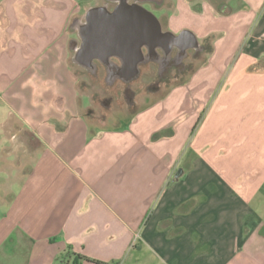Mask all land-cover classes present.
<instances>
[{
  "label": "crops",
  "instance_id": "obj_1",
  "mask_svg": "<svg viewBox=\"0 0 264 264\" xmlns=\"http://www.w3.org/2000/svg\"><path fill=\"white\" fill-rule=\"evenodd\" d=\"M40 1L0 0V264H264V0H176L211 53L182 108L112 127L36 44Z\"/></svg>",
  "mask_w": 264,
  "mask_h": 264
},
{
  "label": "rangeland",
  "instance_id": "obj_2",
  "mask_svg": "<svg viewBox=\"0 0 264 264\" xmlns=\"http://www.w3.org/2000/svg\"><path fill=\"white\" fill-rule=\"evenodd\" d=\"M42 1L38 4L41 14L38 20L40 22H38V27H34L36 28L34 33L37 35L35 42L40 45V48L49 46L46 58L51 61L50 58L52 54H54L55 57L52 59V65H56L59 68L64 80L69 73L75 74L77 78V88L82 102L81 105L82 107L88 105L87 111L82 110L80 114L89 111L96 116L95 120H97V117H99L100 120L101 116H107L106 124L112 127L115 123V118L119 116L120 113L123 114L126 112V101L132 100L133 103L135 101L143 103L146 102L147 99L166 97V94L171 88L183 84L182 81L184 78L179 82L172 81L169 85H162L159 92L154 91L152 88L147 89L146 85L156 78L154 68L150 67L148 70H141L137 79L127 86H124L123 83L118 80L110 86L107 85L104 81L106 74L102 68L98 67L96 74H92L86 69L73 64L71 61L73 51L70 49L72 46L71 41L75 40L76 43L79 44L76 30L72 27V24L76 19L82 22L85 11L88 8L100 6L103 0ZM146 7L157 17L159 22L162 17H165V21L167 22L166 30L173 33H178L183 29L193 31L192 29L199 24V19L192 13V8L188 10L182 9L181 5H178L176 0H171V4H166L160 9L151 5H146ZM75 13L77 14L72 17ZM175 15H178V17L174 18L173 16ZM40 29L46 30V32L37 33L36 31ZM196 37L198 41H200L197 35ZM207 58L208 55L203 53L198 59L193 60V69L205 64ZM187 76L188 75H186V78ZM64 83L66 84V80ZM64 88L69 90V83H67ZM170 92H172V98L180 99V107L182 108L184 99V88L182 85ZM214 93L215 92H213V94L211 93L212 95L210 94L209 97L213 98ZM84 96H86V98ZM133 110L134 108H129L128 112H133ZM93 129L99 130L100 127L94 125ZM132 253L135 257L136 255L140 257V263L138 264H158L151 258L147 251L137 252L134 250Z\"/></svg>",
  "mask_w": 264,
  "mask_h": 264
},
{
  "label": "water",
  "instance_id": "obj_3",
  "mask_svg": "<svg viewBox=\"0 0 264 264\" xmlns=\"http://www.w3.org/2000/svg\"><path fill=\"white\" fill-rule=\"evenodd\" d=\"M125 1L111 12L106 6L88 8L83 21L72 24L79 40V45L72 48L73 64L94 74L95 61L110 66L111 58L118 59L125 69V82L128 83L140 74L138 64L143 55L142 47L155 50L164 42L170 48L179 41H188L186 48L200 47L190 30H182L177 35L163 32L153 13L141 6H128Z\"/></svg>",
  "mask_w": 264,
  "mask_h": 264
},
{
  "label": "flooded vegetation",
  "instance_id": "obj_4",
  "mask_svg": "<svg viewBox=\"0 0 264 264\" xmlns=\"http://www.w3.org/2000/svg\"><path fill=\"white\" fill-rule=\"evenodd\" d=\"M123 0H111L105 1L100 6H106L108 11H113L117 6L122 4ZM164 0H126L128 6H141L142 8L151 12L146 5H151L155 8H161L163 6ZM97 7V6H96ZM152 13V12H151ZM78 19H76V22ZM161 30L163 32H170L166 30V21L165 17H162L160 20ZM180 32V31H179ZM178 32V33H179ZM173 33V32H171ZM178 33H173L177 35ZM77 35V31H76ZM78 38V37H77ZM200 47L197 49L186 48L189 44L188 41H179L174 44V46H167L166 43H162L160 47L155 50H148L146 47H142V56L141 61L138 64L139 73L143 69L154 68L156 78L154 81L146 85V88H152L154 91L159 92L162 85H169L172 81H183L186 79V75L193 70L192 61L196 60L203 53L209 55L211 53V44L207 41H198ZM75 40L72 41L71 48L78 46ZM96 68L94 74H96L98 67L102 68L106 77L104 79L107 85H112L115 81H121L124 86L129 85L134 80L130 82H125L126 72L121 62L118 59L111 58L110 66H104L98 61H95ZM91 73V72H89ZM137 79V78H136ZM135 79V80H136ZM181 83V82H180ZM181 85V84H179ZM126 105H133V101H126Z\"/></svg>",
  "mask_w": 264,
  "mask_h": 264
},
{
  "label": "trees",
  "instance_id": "obj_5",
  "mask_svg": "<svg viewBox=\"0 0 264 264\" xmlns=\"http://www.w3.org/2000/svg\"><path fill=\"white\" fill-rule=\"evenodd\" d=\"M83 261L92 262L94 264H106V263L98 261V260L88 259L84 256H80L77 254H69V253L64 255L63 259L61 260V262L59 264H81V262H83Z\"/></svg>",
  "mask_w": 264,
  "mask_h": 264
}]
</instances>
